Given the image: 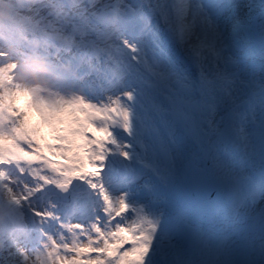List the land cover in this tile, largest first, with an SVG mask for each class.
Segmentation results:
<instances>
[{
  "label": "snow or ice",
  "instance_id": "6c2138e0",
  "mask_svg": "<svg viewBox=\"0 0 264 264\" xmlns=\"http://www.w3.org/2000/svg\"><path fill=\"white\" fill-rule=\"evenodd\" d=\"M0 264H264V0H0Z\"/></svg>",
  "mask_w": 264,
  "mask_h": 264
}]
</instances>
